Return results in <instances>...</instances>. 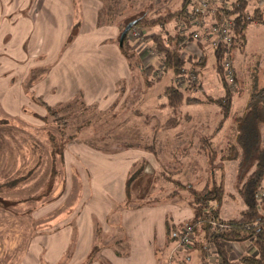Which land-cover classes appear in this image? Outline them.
Wrapping results in <instances>:
<instances>
[{
  "label": "rangeland",
  "instance_id": "obj_1",
  "mask_svg": "<svg viewBox=\"0 0 264 264\" xmlns=\"http://www.w3.org/2000/svg\"><path fill=\"white\" fill-rule=\"evenodd\" d=\"M232 1L210 0L212 7H230ZM52 2L55 0H0V264H19L22 259L28 264L95 262L101 228H111L104 236L105 244L122 238L126 230L120 214L123 208L117 204L120 211L108 210L102 215L96 195L103 199L99 189L113 195L119 177L127 174L132 181L125 205L136 211L191 201L190 188L202 187L212 176L224 180L226 175L222 211L238 216L242 205L232 203L231 194L239 198L235 191L247 173L239 172L237 161L225 159L228 143L235 142V127L226 121L217 139L210 137L204 146L199 135L217 127L222 114L219 106L206 101L207 96L219 98L226 93L213 58L208 56L203 74L216 80L206 83L205 92L193 90L202 82L197 65L187 62L180 74L173 75L165 70L164 55L154 43L155 35L171 46L172 38L182 37L179 17L165 21L168 13L181 7L182 0H85V5L84 0H70L71 20L82 18V25L67 30L66 44L61 40L53 43L48 31L54 24ZM249 4V13L260 8L264 15L263 5L255 0ZM84 6L89 14L97 7L100 31L118 26L112 41L92 37L98 28H93L92 19L83 20ZM60 13V25L67 27V15ZM213 16L208 10L209 22ZM132 19L141 24H133L120 46V33ZM152 21L156 23L148 25ZM79 34L78 42L63 49ZM187 52L184 57L194 56ZM119 57H127L130 69L125 70ZM232 62L235 71L238 69L234 86L229 87L236 119L254 80L258 88L264 86L263 21L257 19L249 25L244 41L233 50ZM169 84L203 103L183 106L174 113L159 100ZM147 85L154 86L149 87L152 92L145 91ZM46 105L52 106L50 111ZM179 115L182 124H162L168 118L178 120ZM110 167L119 169L118 179L108 178L113 172ZM236 167V179L228 183ZM171 190L173 195L167 197ZM169 214L172 225L175 219ZM67 223L73 233L71 243L57 260L50 249L64 240L63 232L44 233L32 240L48 228ZM79 227L83 248L73 258ZM93 233L94 242L84 256ZM177 245L176 241L165 242L159 254L163 255V248ZM182 249L172 252L174 261L179 260Z\"/></svg>",
  "mask_w": 264,
  "mask_h": 264
},
{
  "label": "trees",
  "instance_id": "obj_2",
  "mask_svg": "<svg viewBox=\"0 0 264 264\" xmlns=\"http://www.w3.org/2000/svg\"><path fill=\"white\" fill-rule=\"evenodd\" d=\"M189 3L190 0H182L181 7L176 11L168 13L165 21L173 17H185ZM249 5V0H234L230 4L229 11L226 8L224 9L222 5L215 9V16L218 20L226 17L232 18L234 22L233 49L241 41H244L245 31L253 21L258 19L264 22V15L260 8H256L251 14L248 11ZM132 20H135V24H141L139 20ZM153 23L156 22H149L148 25ZM178 37L176 36V38L171 39L172 46L167 44L159 35H155L153 38L158 50L164 55L165 70L172 72L173 75L180 74L187 62L195 66L200 65L201 61L205 59L203 57L202 60L196 62L194 56H182L180 51L181 43L185 39H192L186 35L179 37L180 40ZM125 39H127V35ZM214 52L216 70L220 75L226 93L219 98L207 96L206 101L220 107L222 114L216 127L219 130L231 114L232 98L234 95L223 77L221 50L216 49ZM256 82L257 80L255 79L244 113L235 119L237 136L235 142L229 144V152L225 156V159L238 162V167H240L239 172L242 173V171L244 172L246 170V176H242L237 185V191L245 205L244 209L237 217L225 219L221 216L220 212L225 194L223 179L218 181L212 176L202 188H190L193 197L190 204L193 208L194 215L193 219L184 222V224L192 227L195 235L193 247L200 249L204 264H264V196L260 195V192L264 190V86L258 88ZM164 94L167 97V104L172 107L174 113L178 112L179 108L185 103L203 102L202 99L197 97L185 95L182 89L172 84L165 87ZM46 106L50 111L52 106ZM173 121L176 122V118H168L163 125L169 123L172 125L171 123ZM202 138V146L209 144L210 137L204 136ZM251 167L253 168L251 169ZM131 181L132 179L130 177L127 180V187L130 186ZM213 221L226 225V228L221 230L212 223ZM172 228L167 221V231L172 236L171 240L177 241V233L181 227L175 230ZM245 240H251L253 242L258 250V254L256 256H242L239 262L231 261L229 259L227 243ZM211 244H213L217 254L221 258V261L218 263L207 262Z\"/></svg>",
  "mask_w": 264,
  "mask_h": 264
},
{
  "label": "crops",
  "instance_id": "obj_3",
  "mask_svg": "<svg viewBox=\"0 0 264 264\" xmlns=\"http://www.w3.org/2000/svg\"><path fill=\"white\" fill-rule=\"evenodd\" d=\"M69 2H70V0H63V2L61 0H55V2L51 3L53 13H52V16L51 15L50 16H51V23H54V24L51 26V29L49 28L48 31L50 32V34L52 36L53 43H57V42L59 43L61 40V44H66V42H65V40H63V38H64V36L67 35V30H69V29L71 30L72 27L75 25H78V28H81L80 25H82V18L77 19V20H71V17H70L71 2H70V4H69ZM83 4L84 5L86 4L85 0H84ZM61 10H62V13L64 15H67V18L66 17L64 18L65 19L64 22H66L67 23L66 25H68L67 27L66 26L63 27L62 25H60V22L62 20H61V18L57 17V15L61 12ZM83 14H84L83 20L92 19L93 28L94 29L98 28V30L95 32L96 36L93 35L92 36L93 38L100 36V37L104 38V41H112L114 39V37L116 36V34L118 33V30H119L118 26H111L110 28L105 27L102 29V31H100L101 29H99L100 27H98L99 26V22H98L99 11H98L96 6H93L90 14H89V12H87V10L85 9V6H84ZM60 15H61V13H60ZM61 27H63L64 32H62ZM61 36H62V38H61ZM79 38H80V34L74 36L73 40L71 42H69V44H68L69 47L67 46L68 48L66 49L65 48L66 45H65L63 49L69 50L72 46V45L70 46V44H74V43L78 42ZM87 38L88 37H86V40H87ZM105 39H108V40H105ZM178 39L180 40L179 37H178ZM188 43L190 44L189 46H188ZM180 47H181L180 49L183 50L182 52H184V53H181L182 56L187 54L188 53L187 51L189 50L194 55V57H195L194 60H196V59L202 60L203 57L205 58L204 60L201 61L200 65H197V67H198L197 69L199 70L198 74L202 78V82L200 83V85H198L196 87L193 86V90L197 89V90H201L202 92H205L204 86H206V83L212 84V82L214 80H216L215 78H213V80H210L209 76H207L206 74H203L204 68L206 67V61L208 59V56H212L213 62H214V68H215V71L217 72L214 50L212 48L209 49L207 47H203L200 43H197L193 40H188V39L187 40L185 39V41H183L181 43ZM198 55H199V57H197ZM120 59L124 60L123 62L125 63L124 64L125 70L130 69L128 60H126L127 57L126 58L125 57H119V61H120ZM193 67H195V66H193ZM236 73H238V69H236ZM219 78H220V75H219ZM220 80H221V78H220ZM221 83H222V80H221ZM222 85H223V83H222ZM150 86L147 85V88L145 91L152 92V89L149 88ZM151 87L154 88V86H151ZM165 87L163 88V94L159 96L160 97L159 100H160V103L162 105H166V103H167V97L164 94ZM240 93H241V91L239 90L238 94H240ZM150 94H152V93H150ZM249 96H250V94H248V97H247L246 101L244 102V108L239 113L240 115L242 113H244V111H245ZM233 100H234V98H233ZM233 100H232V105H231V114L225 120V122L231 121L232 122L231 125H234L235 131H236L234 133L235 134L234 140H235L236 136H237V129L235 126V124H236L235 116H234L235 112H233V110H232ZM201 103H203V102H201ZM201 103H185L180 108H182L183 106H186V105H190V104H201ZM156 105H158V104H156ZM171 109H172V107H171ZM178 112H179V110H178ZM177 118H178V120H176L175 123L179 122L182 124L183 119H181V116L179 115V116H177ZM220 118L221 117H219V120H220ZM219 120H218V122H219ZM225 122H224V124H225ZM224 124H223V126H224ZM223 126L219 130L215 126H213L212 131L210 133H205V134L200 133L199 135L201 137H204V136L211 137L213 140L217 139L216 135L223 129ZM206 128H207V130L210 129L209 127H206ZM263 139H264V129H263ZM199 140H200V137H199ZM231 142L232 141H230L228 143V145ZM110 168L113 170V172L108 176V178L111 179V177H113L112 180H114L116 177V171L117 172H120V171H119V169H116V167H110ZM231 168L232 167H230V170H231ZM233 170H234L233 171L234 174L231 176L230 180L228 179V183L233 179L235 180L236 175L238 174L237 167H236V169H233ZM99 172H101V170ZM221 173L222 174L225 173L224 167H223V170H221ZM102 175H103V173L100 174V176H102ZM130 175L127 174L123 178L120 176L119 177L120 179H118V177H116L120 181H119V186L116 187V191H115V193H113V195H109L108 193H106L102 189H101V191L99 189L98 193L102 196L103 199L98 198L96 195L97 201H99L101 203V205L97 208V210L99 209L98 212L100 211L101 213L100 212L99 213L102 215L108 210H110V213H112V212H118L123 208L122 211L120 212V214L122 215V222H123L126 230L123 231L124 233H123L122 238L114 239L112 242H108L107 244H105L104 236L107 234V232L111 228L110 227L107 229L101 228L102 242L99 245V248L97 251L98 257L95 260V262H93L92 264H104V262L109 263V264H168L169 259L172 256L171 255L172 252L176 251V250H174L175 248H173V247L172 248H169V247L163 248V250H162L163 255L162 256L159 254V251L161 250V247L165 244V242H169V244H171L173 242V240H171L172 236L167 231V221L169 223L168 217L170 215L169 213L172 212L174 219H175V223H173L172 225L169 224L171 227H173L172 228L173 230H175L176 228L178 229L179 225H181L182 223L193 219V215H194L193 214V208L190 204V201H185V200H182L181 202H179L177 204L176 203L173 204V202H171L165 207L164 206H162V207H145V208H143L141 210H137V211L127 207L125 205L126 200L128 198V193H129V186L127 187V180L131 177ZM213 178L216 179V176ZM207 180L208 179L205 180L202 187L205 185ZM225 181H226V175L224 176V186H225ZM202 187H197V188H202ZM100 192L103 193V195ZM235 192H237V188H236ZM172 195H173V190L167 192V194H166L167 197H171ZM231 195H232V200H233V201H231L232 203H234V202L241 203V205H242V208L240 210V212H241L245 207L242 198L240 197L239 194H238V196H239L238 199L233 197V193ZM109 200L115 201V203H113L111 201H110L111 202L110 203ZM84 203L86 205L87 201ZM223 203H224V197H223ZM117 204L120 206L121 209L118 207ZM222 207H223V205H222ZM222 212L223 211L221 209L220 214L223 218H225V219L233 218V216H227L225 214V211L223 213ZM235 217H237V216H235ZM112 224L115 227L117 226L115 223H112ZM69 225H70V223H67L64 226L51 227V228H48L47 230L45 229L46 231L35 235L32 240L36 239L37 237H40V235H44V233L45 234H51V233L55 232V233L59 234V232H63L64 233V240L62 242H60L58 245H56L55 247L52 246L50 249L54 252V259L57 260L59 257H61V255L64 253V251L67 250V248L69 247V245L71 243V236L73 233L71 230V226H69ZM80 229L81 228L79 227V234H78L79 235L78 236L79 245H78V248L75 247L76 249H75V253H74L73 258L76 257L77 252H80V250L83 248V246H82L83 234L80 235ZM82 232H83V230H82ZM93 242H94V233L91 236V242H89L87 248L85 247L83 249L84 254H83V252H82V254L84 256L89 253V249L91 247V244H93ZM227 250L229 252V259L233 262H239L240 258L242 256H245V255L256 256L258 254V250L251 240L228 242L227 243ZM27 253H26V255H27ZM78 258H79V256H77L76 260ZM22 260L19 262V264H28L26 261H22ZM172 261L174 264H204L203 255H202L200 249L193 247V246L188 247L186 249L183 248L181 251V255H180L179 260L174 261V259L172 257ZM220 261H221L220 256L217 254L213 244H211L209 255L207 257V262L208 263H218Z\"/></svg>",
  "mask_w": 264,
  "mask_h": 264
},
{
  "label": "built area",
  "instance_id": "obj_4",
  "mask_svg": "<svg viewBox=\"0 0 264 264\" xmlns=\"http://www.w3.org/2000/svg\"><path fill=\"white\" fill-rule=\"evenodd\" d=\"M250 1V0H249ZM259 5L264 6V0H255ZM230 10L228 5H224V9ZM216 7H212L210 0H190L188 11L185 17L179 18V29L183 35L189 36L195 42H203L211 46L213 50L220 49L221 67L223 70V77L229 87L234 86L235 82V68L232 62L233 56V41H234V22L232 18H223L218 20L215 17ZM208 10L214 12L212 21L207 19ZM195 78V77H194ZM192 79V78H191ZM193 80V79H192ZM261 196H264V190L260 192ZM218 226L221 230L226 228V225L220 224L216 221L212 222ZM194 231L190 225H184L177 233V247L188 248L193 246ZM168 264H174L172 256L169 259Z\"/></svg>",
  "mask_w": 264,
  "mask_h": 264
},
{
  "label": "water",
  "instance_id": "obj_5",
  "mask_svg": "<svg viewBox=\"0 0 264 264\" xmlns=\"http://www.w3.org/2000/svg\"><path fill=\"white\" fill-rule=\"evenodd\" d=\"M133 24H135V20L129 21V22L125 25L124 29L121 31V33H120V37H119V44H120V46L123 45V43H124V39H125V37H126L128 31L130 30V28L133 26Z\"/></svg>",
  "mask_w": 264,
  "mask_h": 264
}]
</instances>
